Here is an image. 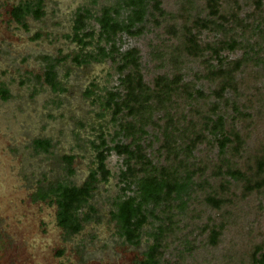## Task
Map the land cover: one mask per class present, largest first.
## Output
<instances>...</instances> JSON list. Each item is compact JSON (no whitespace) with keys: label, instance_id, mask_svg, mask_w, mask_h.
Here are the masks:
<instances>
[{"label":"trees","instance_id":"obj_1","mask_svg":"<svg viewBox=\"0 0 264 264\" xmlns=\"http://www.w3.org/2000/svg\"><path fill=\"white\" fill-rule=\"evenodd\" d=\"M150 1L156 26L167 17L162 48L171 71L147 82L139 50L122 54L119 85L105 98L119 141L109 146L99 139L96 169L81 186H48L36 199L56 205L59 228L79 233L80 212L96 184L108 180L105 162L114 152L122 158V190L131 193L116 202L112 214L121 237L137 245L149 218L158 221L137 264H168V249L182 239L189 241V254L195 248L215 251L219 264H264L257 235L264 214V0H182L175 14L165 12L162 0ZM143 5L132 4L127 23L113 17L111 8L102 10L99 39L110 48L99 47L101 57L116 62L115 38L134 35L132 27L146 14ZM30 14L41 17L39 1L11 11L19 23ZM87 15L79 11L73 26L74 40L82 46L93 36L86 32ZM204 31L220 37L204 43ZM238 50L239 58L223 55ZM56 64L49 60L45 67V83L54 89ZM189 64L203 72L187 81ZM200 82L206 87L199 88ZM0 96L7 100L10 94L1 89ZM34 147L48 152L51 143L35 140ZM66 160L71 163L72 157ZM237 226L239 240L228 235Z\"/></svg>","mask_w":264,"mask_h":264},{"label":"rangeland","instance_id":"obj_2","mask_svg":"<svg viewBox=\"0 0 264 264\" xmlns=\"http://www.w3.org/2000/svg\"><path fill=\"white\" fill-rule=\"evenodd\" d=\"M38 1L42 7L39 19L34 14L21 23L13 19L14 7ZM135 1L144 4V19L132 27L134 35L122 33L115 38L116 62L101 57L99 47L110 48L99 39L97 19L102 10L111 8L112 16L124 23ZM182 2L162 0L163 9L175 14ZM149 4L150 0H0V90L10 94L7 100L0 96V264H137L144 258L158 221L149 218L137 245L121 237L112 214L116 202L130 192L122 190V158L114 152L105 162L108 180L96 184L80 212L79 233L72 235L59 228L56 205L37 200L36 193L58 184L81 186L96 169L94 145L99 139L103 137L109 146L119 141L105 98L119 85L122 54L139 50L147 82L171 71L162 48L167 17L156 26ZM79 11L87 12L86 32L93 33L85 39L86 46L73 36ZM219 37L204 31L200 39L205 43ZM223 55L236 59L242 51ZM49 60L57 61L56 89L45 83ZM195 72L203 70L197 64L187 65L185 79L192 80ZM198 87L206 85L200 82ZM35 140H48V152L36 150ZM240 229L232 227L228 235L239 240ZM257 235L264 245V214ZM188 246L189 241L182 239L168 249L166 263L219 264L215 251L195 248L189 254Z\"/></svg>","mask_w":264,"mask_h":264}]
</instances>
